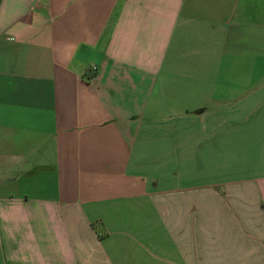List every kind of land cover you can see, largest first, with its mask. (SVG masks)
Instances as JSON below:
<instances>
[{"label": "crops", "instance_id": "crops-1", "mask_svg": "<svg viewBox=\"0 0 264 264\" xmlns=\"http://www.w3.org/2000/svg\"><path fill=\"white\" fill-rule=\"evenodd\" d=\"M0 264H264V0H0Z\"/></svg>", "mask_w": 264, "mask_h": 264}, {"label": "built area", "instance_id": "built-area-1", "mask_svg": "<svg viewBox=\"0 0 264 264\" xmlns=\"http://www.w3.org/2000/svg\"><path fill=\"white\" fill-rule=\"evenodd\" d=\"M94 71H96V69L94 68Z\"/></svg>", "mask_w": 264, "mask_h": 264}]
</instances>
